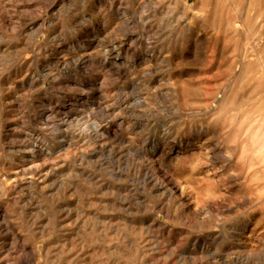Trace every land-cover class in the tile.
Returning <instances> with one entry per match:
<instances>
[{"label":"rangeland","instance_id":"374dc122","mask_svg":"<svg viewBox=\"0 0 264 264\" xmlns=\"http://www.w3.org/2000/svg\"><path fill=\"white\" fill-rule=\"evenodd\" d=\"M0 264H264V0H0Z\"/></svg>","mask_w":264,"mask_h":264},{"label":"bare ground","instance_id":"6f19581e","mask_svg":"<svg viewBox=\"0 0 264 264\" xmlns=\"http://www.w3.org/2000/svg\"><path fill=\"white\" fill-rule=\"evenodd\" d=\"M98 128V127H97ZM151 240V239H150ZM146 254V253H145ZM52 258V257H51Z\"/></svg>","mask_w":264,"mask_h":264}]
</instances>
